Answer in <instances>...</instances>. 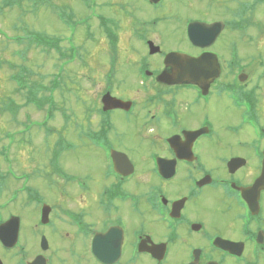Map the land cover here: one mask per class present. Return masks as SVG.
Listing matches in <instances>:
<instances>
[{
	"label": "flooded vegetation",
	"instance_id": "1",
	"mask_svg": "<svg viewBox=\"0 0 264 264\" xmlns=\"http://www.w3.org/2000/svg\"><path fill=\"white\" fill-rule=\"evenodd\" d=\"M141 1L153 8L164 2ZM255 1L219 2L220 20L186 18L183 49H167L165 36L155 37L165 17L157 15L150 22L133 14L125 17L122 31L128 36L117 37L116 45L108 43L106 62H99L93 69L97 76L87 79L96 88L104 71V91L94 100L77 97L74 118L87 130L75 125L69 134L62 133L59 164L53 163L50 181L60 185L63 198L87 190L86 178L64 164L74 146L85 142L101 164L96 197L100 210L90 220L85 212L49 210L47 225H41L42 212L37 210L38 230L32 226L33 234L41 235L40 244L56 213L59 227L73 231L84 256L71 250L67 238L56 247L48 244L45 251L39 245L35 255L23 256L18 264L40 255L45 264H264V60L248 54L251 44L264 43V28L253 24L257 13L264 17V2ZM170 22L174 39L178 21ZM190 24H219L221 31L210 41L208 33L198 30V45L189 39ZM249 30H258L257 38ZM132 41L146 53L131 47ZM171 53L194 61L189 67L192 80L173 83L162 78L174 76V67L165 65ZM199 59L204 63L197 64ZM123 65L128 66L126 77ZM108 94L124 103L122 107L105 110ZM119 117L133 122L131 130L150 146L144 156L134 148L113 147L109 134L118 128ZM68 119L62 117L64 123ZM26 178L13 179L27 182L22 191L36 195L31 177ZM83 198L89 205L86 194L77 199Z\"/></svg>",
	"mask_w": 264,
	"mask_h": 264
},
{
	"label": "rangeland",
	"instance_id": "2",
	"mask_svg": "<svg viewBox=\"0 0 264 264\" xmlns=\"http://www.w3.org/2000/svg\"><path fill=\"white\" fill-rule=\"evenodd\" d=\"M2 1L0 0V6ZM221 1L224 2V0H164L161 6L153 8L141 0H44L42 7L24 3L22 9H7L0 13V30L3 31V33L0 32V148L6 150L7 158L11 161L7 178L5 179L6 173L3 171L0 176V185H3V189L0 191V222L8 220L11 216L19 217L22 222L18 249L10 253L0 247V259L4 264H18L17 261L21 260V257L29 259L39 251L38 239L41 235L40 233L38 236L34 235L32 226L34 225V229L38 230L35 227L38 220L37 210H41L43 205L48 204L52 210L68 208L75 210L76 214L85 212L89 220L94 218L100 210L96 197L101 186L102 174L99 170L101 164L98 157L93 155L92 150L89 152L86 150L85 142L74 146L73 152L67 156V163L64 160V164L71 173L80 174L86 178L87 190L76 191L69 199L63 198L59 189L60 185L57 186L54 182H50L55 169L53 163L59 164V149L64 137L62 133L69 134L73 131L70 128L75 125L76 127L80 125L81 130H87L83 123L81 125L79 121L78 124L74 118L77 111V97L83 100L88 98L94 100L104 91L105 84L102 81L104 71L100 70V74H98L101 79L96 88H92L87 80L97 76L93 69L99 68L97 66L99 62L103 64L106 62L107 51H109L108 34L102 32L101 22L97 17L102 16L117 21L121 26L118 29L117 37L128 36L127 32L122 31L125 30L124 22L128 14H133L145 22L152 21L157 15L165 17L166 20L165 18L160 19L162 22L157 27L159 32L154 34L155 37L160 39L165 36L164 41L167 49L175 47L183 49V47H187L183 40L185 19L188 17L197 20H206L207 17L210 20L223 19L218 6ZM261 2L264 0H256L255 4H261ZM260 7L261 10H264V7ZM59 11L71 12L74 21L61 19ZM171 19L178 21L179 29L176 30L174 39H171L170 34L174 24L170 22ZM253 21V24L259 25L261 29L264 28V17L258 13ZM69 23L73 25L77 23L74 30L68 26ZM104 26L115 33L113 27L108 23H105ZM151 26L149 24L148 28H152ZM23 28L46 33L51 38H58L60 40L58 47L62 53L75 47L76 51L71 54V57H77V59L70 61L67 59L64 63L61 62V56L55 50L50 49L51 54H47L44 52L45 50L41 52L37 47L24 54L27 43L19 45L16 43L17 41H14V39L24 37ZM254 31L258 34V30ZM248 33L257 38V34L252 30H249ZM260 39L264 41V30L261 32ZM124 43H121L122 46H126ZM129 45L137 46V48L140 46L133 41ZM261 46H264V43L251 44L248 54L264 60V50ZM220 47L221 45L218 46V48ZM138 51L146 53L144 47L138 48ZM103 57L105 59H102ZM91 65L94 67L91 68ZM23 67L32 72L26 77L28 82L42 85L45 88H50L52 85L54 87L55 79L58 80L57 83L60 82L53 94L57 109L54 112V119L49 121L48 126L40 127V124L46 119V109L39 111L36 109V104H27L26 92H21L18 83L14 81L15 77L22 72ZM123 68V76L126 77L128 66L123 65ZM63 112L69 116L65 123L62 121ZM117 127L114 132L109 134L110 141L117 151H122L120 148L126 146L134 148L136 154H140L141 157L148 152L150 146L140 139L137 132L131 130L134 127L133 122L119 117L117 118ZM65 128L69 130H65ZM74 136V133L70 135L71 138ZM2 167L4 170L5 167L3 165ZM14 176L31 177L29 185L31 187L34 185L36 191L33 202L28 198V193L31 191H22L23 185L27 182L17 181L16 183L12 179ZM84 194L89 199V205H85V198L77 199ZM80 203L84 207L80 206ZM213 210L223 209L215 207ZM56 217V213L51 216L53 226L47 229L49 230L48 244L51 247H56L62 240L69 238L67 244L72 243L71 250H76L80 255L79 248L76 247L79 240L73 235L71 229L59 227V220L55 219ZM63 230L66 231L64 234ZM68 234L70 235L68 236ZM58 255L62 256L63 254L58 253ZM83 256L80 255V258Z\"/></svg>",
	"mask_w": 264,
	"mask_h": 264
},
{
	"label": "water",
	"instance_id": "3",
	"mask_svg": "<svg viewBox=\"0 0 264 264\" xmlns=\"http://www.w3.org/2000/svg\"><path fill=\"white\" fill-rule=\"evenodd\" d=\"M152 3H158L160 0H150ZM198 30L205 31V33H208V37L211 40H214L215 37L218 35V33L221 31V25L214 24V25H205V24H193L189 28V37L194 42L200 45L201 43V37H198V35H195V33ZM210 43V42H209ZM194 61L189 58L186 55L172 53L169 54L166 58V65L172 66L175 69L174 76H163L162 78H166L169 82L173 83H183L186 81H190L194 78V76L191 74L190 64ZM197 64L204 63L201 59L195 61ZM105 104H109L108 107H121L123 103L120 101H117L116 99L111 98L109 95L105 98ZM109 108V109H110ZM44 210H50L49 207H44ZM47 216V215H46ZM46 216H43V222H45ZM19 232H20V219L19 218H11L8 222L2 224L0 226V241L1 243L8 249H12L16 246L19 239ZM110 234V233H109ZM108 234V235H109ZM102 237V239L108 237ZM46 242L42 241V249L46 250ZM112 263V262H107ZM0 264L2 262L0 261ZM30 264H44V258L42 256L38 257L34 262Z\"/></svg>",
	"mask_w": 264,
	"mask_h": 264
},
{
	"label": "trees",
	"instance_id": "4",
	"mask_svg": "<svg viewBox=\"0 0 264 264\" xmlns=\"http://www.w3.org/2000/svg\"><path fill=\"white\" fill-rule=\"evenodd\" d=\"M24 3L33 4L35 7H37V6L42 7L44 5V0H3L2 5L0 6V13H3L7 9H9V10L15 9V8H21L22 9ZM68 17L70 20L73 21L74 17L72 14L68 15ZM70 20H68V21H70ZM16 30H17V26H16ZM22 30L25 33V35H23L24 37H19L17 39H14V41L15 42L17 41L16 43H18L19 45H26V43H27V45L25 47L24 54H26L30 49L36 48V47L40 48L41 51L51 49V48H55L57 50V52H59V53L61 52L59 47H58V43H59L58 38H50L49 36H47L43 33L28 30L26 28H23ZM0 32L3 33L2 30H0ZM31 73L32 72L28 71L27 69H25L23 67L20 75L15 77L14 80H18L20 89L27 87V78L26 77H27V75H30ZM36 98H37V91L30 89L29 90V96L27 97L26 103L30 104L32 101L36 104H42L43 103V102H37L35 100Z\"/></svg>",
	"mask_w": 264,
	"mask_h": 264
}]
</instances>
